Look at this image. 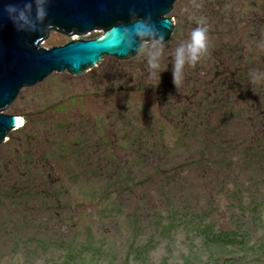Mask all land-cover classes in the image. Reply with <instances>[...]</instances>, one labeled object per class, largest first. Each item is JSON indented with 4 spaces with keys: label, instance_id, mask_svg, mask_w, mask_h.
I'll list each match as a JSON object with an SVG mask.
<instances>
[{
    "label": "rangeland",
    "instance_id": "obj_1",
    "mask_svg": "<svg viewBox=\"0 0 264 264\" xmlns=\"http://www.w3.org/2000/svg\"><path fill=\"white\" fill-rule=\"evenodd\" d=\"M223 3L225 17L209 16L210 21L211 6L220 9ZM170 17L176 24L162 43L161 79L150 77L147 61L156 42H149L130 60L105 57L82 76L53 74L21 90L5 110L26 122L38 118L32 129L47 151L34 154L37 149L17 129L4 142L14 140L12 152L0 145V163L15 168L23 161L17 155L29 154L27 170L58 186L63 205L53 198L4 204L0 264H264V184L243 188L248 210L230 199L236 180H258L259 169L254 174L242 160L244 146L264 143V79L251 82L252 73H264V0H179ZM201 18L209 44L217 47L185 67L177 88L172 64L178 41L189 39ZM211 30L227 33L215 38ZM98 35L70 38L53 30L43 45ZM129 70L145 84H126L123 72ZM217 80L222 87L211 85ZM197 95L230 96L226 104L231 110L221 108L228 130L212 132L208 126L195 132L194 140L187 139V147L185 134L176 127ZM210 118L216 124L217 118ZM78 126L89 134L83 137ZM215 161L226 163L230 172L216 168ZM36 186L40 190L43 185ZM238 210L249 214L239 228L248 235L239 237L242 244L204 243L202 229L194 227L199 216L208 214L209 220L227 226Z\"/></svg>",
    "mask_w": 264,
    "mask_h": 264
},
{
    "label": "water",
    "instance_id": "obj_2",
    "mask_svg": "<svg viewBox=\"0 0 264 264\" xmlns=\"http://www.w3.org/2000/svg\"><path fill=\"white\" fill-rule=\"evenodd\" d=\"M178 1L50 0L44 25L38 31H20L5 8L10 4L22 7L28 0H0V145L11 131L19 129V115L5 110L21 90L53 74L82 76L97 68L105 57L127 61L143 44L169 41L176 24L170 15ZM139 22L151 27L154 35H137L132 26ZM126 28L129 31L124 32ZM53 30L70 38L99 35L46 47L44 41Z\"/></svg>",
    "mask_w": 264,
    "mask_h": 264
},
{
    "label": "trees",
    "instance_id": "obj_3",
    "mask_svg": "<svg viewBox=\"0 0 264 264\" xmlns=\"http://www.w3.org/2000/svg\"><path fill=\"white\" fill-rule=\"evenodd\" d=\"M244 1H246L248 4L250 2V0H244ZM224 8H225V3H223V5L221 6L220 9H218L216 6L215 7L211 6V8H210L211 13L209 15H207V18L210 19V21H214V20L211 19L209 16H216V17L220 16L221 19L224 18L225 17V9ZM199 20L200 19H197L195 22L198 23L197 21H199ZM191 29H192L191 30V32H192L194 30V28L192 27ZM235 30L237 31V29H235ZM213 31L214 30H211V34H212V37H215V38H218V35L220 37L224 38L225 33H227V32H225L226 30L225 31L219 30L218 32H214V33H213ZM188 40L189 39H186V40L181 39L178 41L179 42L178 45L180 46L181 44L186 43ZM215 47H217V44H215L213 42L211 44H209V49H208L209 54L207 55L208 57L212 53L211 49H214ZM206 60L207 59L205 58L204 61H206ZM213 62L217 66V62H215V61H213ZM123 73H125V78L123 81L126 84H128L129 86L135 85L136 87H140L143 84H145V81L143 78L138 77V79H137V75L140 76L139 73L135 74V72H133L132 70L125 71ZM118 80L120 81V77L118 78ZM220 83H223V82H221L220 80H217L211 85L220 86L219 85ZM220 87H222V86H220ZM142 90L143 89L140 88V91H142ZM229 99L231 100L230 96H228L227 98H223V96H221V97L220 96L219 97L218 96L217 97H208V96H203V95H200V96L197 95L196 100H192L191 104L186 106L188 108L185 107L183 109L184 111L188 110V112L186 113V115H183V118L180 121V124H178L180 127H176V130L180 131L182 134H185L186 139L184 142H185L187 147L190 146V144H191V142L188 141L187 139H189V140L193 139L194 138L193 135L195 132L201 134L203 132V129H205L208 126H209L208 128L211 129L212 132H214L215 129H217L218 133H222V132H225L228 130V128L226 127L227 125L222 124L223 121L225 120L226 116H224L221 108L226 107V108H228L229 111L231 110L230 104H226V101H228ZM235 101H237V100H235ZM189 109H191L192 112ZM210 117L217 118L216 124H215V122H213V123L210 122V119H211ZM36 120H38V118L35 117V119H34V117L31 116V117H29L28 121L19 128L20 134L22 135L21 139H23L24 137L27 138V142H28L27 144L31 147V149L32 148L37 149L36 151L33 152L34 154H36V152L38 150H40L42 152L47 151L45 149V147L42 145V143L40 142V140L37 138L38 133H36V131L32 129V126H33L32 124L34 123V121L36 122ZM37 122L39 123V120ZM38 123H36V124L38 125ZM210 123L215 125L216 127L210 126ZM84 127L87 128V126H84ZM77 129H82V128H80L78 126ZM93 132L97 134V130H95ZM143 132H144V130H140V133H143ZM75 134L78 135L77 133H75ZM80 134H82L83 137H86V135L89 134V132L86 129H82ZM227 135L228 134H223L222 136L226 137ZM47 141H48V143L53 144L52 141H49V138ZM20 144H21V142H20ZM3 145H5L7 147V149H9V151H11V152L16 147V143L14 142V140L10 141V142H6ZM212 147H213V149H216L217 147H219V145L216 144L215 146H212ZM212 147H211V149H212ZM229 147H230V145L228 146L227 149H230ZM19 150H25V145L22 146V148H20ZM254 150H255V152H254ZM17 153H20V152H17ZM17 153H16V155H17ZM21 153L19 155H17L16 158L20 162H21V160H23V161L21 162V164L19 163V166H14L15 168H9V166L6 165L5 163H3L2 161L0 163V172H1L0 173V208L3 207V205L7 204V203L12 205L13 202L17 198L27 201L29 203V205L35 199H40L41 201H46V200H48V198H53V199L57 200V203L60 206H62L63 205L62 200H61L62 199L61 196L63 195V193H61L62 191L58 189V186H54L53 184H51V186H50L49 184L44 183L45 180H41L40 175L35 176V174H33L31 169L27 170V167L32 165V163L30 162V160H31V158L29 157L30 155L26 153L28 155V158H27L24 151ZM244 153H245V155H244L245 157L242 160V165L246 168L254 169L255 170V172H253L254 174H256L257 169H259L258 173L256 174V176H258V180L255 179L253 182L248 180V179L243 180L242 182H240V181L238 182V180H236L237 184H235L236 185L235 188L233 190H231V192H230L231 193L230 199H234L236 202H238V204L242 203V204H239L241 206V208H242V206H244L246 208V209L242 208V210H248V206H247L248 202L245 201L243 188L247 187V186L249 188H252L258 184H264V157L262 158V156H264V143L263 142H258V143H254V144L250 143V145L244 146ZM224 156L227 158L226 155H224ZM21 157H23V158L21 159ZM219 157L221 158L222 156H220V154H219ZM29 158H30V160H29ZM229 162H230V165L226 164V163L225 164L227 165V167H229V169H231V168H233V166L231 164L232 162L231 161H229ZM255 163H258V164L254 165ZM216 164L217 165L214 164V166L216 168L218 166L219 170H222V168L228 170V168H225L226 167V166H224L225 164L220 163L219 161L216 162ZM37 177H39V178H37ZM36 184L43 185L40 190H42L44 193L41 192L37 188ZM57 190H58V192H56ZM15 207H19V205L15 206ZM242 210H238V212L235 213L236 215H232V218L230 219L227 226H226V224H223V222H221L219 225V223H217L216 221L209 220L208 214H205V215L202 214V216H199L197 218L199 221H197L194 224V227L197 226L198 231L200 229H202L200 231V233H202L201 237L204 240V243H206V244L223 243L225 246H228L231 244H242V241H240L241 238H239V237L243 236L244 240H245L246 237H248V235L240 233L239 228H242L243 226L246 225V221H248V215H249V214L239 215V212L241 211V213H242ZM249 212L255 213L253 210H251ZM252 213H250V214H252ZM245 218L247 220H244ZM216 226H219V227L217 228ZM254 229L255 228H253L251 230H254ZM258 246H261L259 241H258ZM249 248L252 249L253 247L250 246ZM128 258H129V256H128Z\"/></svg>",
    "mask_w": 264,
    "mask_h": 264
},
{
    "label": "clouds",
    "instance_id": "obj_4",
    "mask_svg": "<svg viewBox=\"0 0 264 264\" xmlns=\"http://www.w3.org/2000/svg\"><path fill=\"white\" fill-rule=\"evenodd\" d=\"M50 0H28L23 6L10 4L5 8L8 18L20 31H38L48 15V4ZM199 7V5H197ZM137 35L148 36L154 35L151 27L143 22L136 23L132 26ZM129 31L125 29L124 32ZM154 51L151 53L147 61L150 69V77L155 79L160 77L161 63L159 58L162 54V42L158 41L153 44ZM209 38L208 28L204 25L201 18L198 26L191 32L190 38L186 43L181 44L175 52L172 75L173 83L178 88L183 80L184 69L186 66H195L202 58L208 54ZM161 79V77H160ZM264 79V73H252L251 82L253 84Z\"/></svg>",
    "mask_w": 264,
    "mask_h": 264
},
{
    "label": "bare ground",
    "instance_id": "obj_5",
    "mask_svg": "<svg viewBox=\"0 0 264 264\" xmlns=\"http://www.w3.org/2000/svg\"><path fill=\"white\" fill-rule=\"evenodd\" d=\"M23 123H24L23 117L19 116V118H18V127L20 128L23 125Z\"/></svg>",
    "mask_w": 264,
    "mask_h": 264
}]
</instances>
